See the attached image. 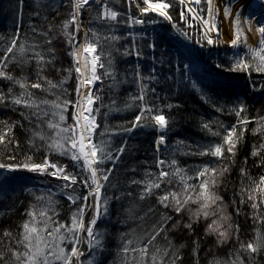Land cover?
I'll use <instances>...</instances> for the list:
<instances>
[{
	"label": "snow or ice",
	"instance_id": "snow-or-ice-1",
	"mask_svg": "<svg viewBox=\"0 0 264 264\" xmlns=\"http://www.w3.org/2000/svg\"><path fill=\"white\" fill-rule=\"evenodd\" d=\"M20 3L23 0H19ZM70 7L68 19L62 22L61 34L66 39L70 51L68 55L72 58L71 67L64 69L67 73L61 80L54 82L48 79L43 73L47 66L52 65L56 59L55 48L48 47L47 53L38 51L40 44L34 43L29 47L25 46L20 40L19 26L13 36L5 40L0 36V79H5L18 85L21 91L14 94L13 89L9 88L8 93L0 92V105L5 107L19 106L31 110V117L34 118L31 135L28 143L31 148L37 150L43 149L46 153L42 163H35L31 156H26L20 163H0V192L3 191L5 184L11 179V173L26 170L30 173H38L54 177L63 181L58 185L60 191L71 205L75 206L69 217L70 223L58 221L56 216L53 192L51 189L46 194L36 196V204L27 210V220L21 225L19 239L14 241L15 247H9L10 260H5L4 252H0V261L4 264H96V255L102 253L105 244V232L98 228V223L105 218L110 217V202L115 199H122V196L110 197L106 195V190L110 186V176L113 167H105L111 162L115 165L124 152L127 150V144L122 143L119 148H114L112 138L116 135L132 133L137 128L150 127L157 133L154 141L155 151L161 152L162 146L167 145V133L171 126V121L163 110L149 101V93L155 94V87L149 88V83L157 80L156 69L149 70V75L142 73L141 66L137 63L132 68L133 82L137 84L138 94H132L128 97L121 108L115 97L112 98L110 105H103L98 83L110 80L109 90H114L123 83L125 78H120L117 61L114 53H119L127 58L135 56L137 60L144 58L142 48L137 44L135 38H132L130 45L123 46V51L116 48L115 45L124 37L115 34L112 31L114 24L123 23L128 28L143 26L148 23L155 24L156 19L146 20L144 17L149 13H154L156 17L162 18L172 24V28L184 39L192 40V36L173 22L170 9L180 8V19L188 24V14H191L193 20L201 24V36L195 43L203 47H219L223 42L219 41L222 30L219 27L220 6L215 0H125L129 5H135L139 11L138 16L127 15L126 20L119 19L124 14L114 10L108 0H65ZM96 4L99 10L95 11L94 21H99L102 25H108L110 34H104L94 28H85L80 17L86 9L92 10L91 5ZM206 4V8L203 5ZM143 5V6H141ZM232 0L223 5L224 22L231 21L232 39L227 42L228 48L233 50L231 56L232 66L225 68L221 63H216L217 69H224L230 72L243 71L251 74L252 71L264 73V21L255 19L251 16L243 17L242 12L237 10L236 15L232 16ZM255 24V32L258 36V46H252L248 43V37L245 34L244 27L248 26L251 32L252 25ZM192 27L191 24H188ZM70 29H74L70 31ZM32 32L46 37L44 43L51 45L55 39L51 36L52 26H49L47 33L38 32L35 26H32ZM83 32V39L80 40L79 34ZM209 33H215L217 39L214 40ZM243 38V39H242ZM206 41V44L202 43ZM149 49H155V41L148 42ZM243 49V51H237ZM31 52V55L28 53ZM11 54V55H9ZM35 61L36 80L32 82L27 77L16 78L7 71L10 64L17 67ZM192 65L188 62L183 63L182 77L190 83L191 87L200 92L201 99L205 103L212 105L216 112L227 111L234 114L237 118L236 123L227 127L219 121L205 122L202 128L207 129L213 137H219V143H209L205 146L197 145L195 150L186 152V155L210 156L215 158L220 167H212L211 162L199 166L195 170V177L188 175V170L178 166L175 159L167 160L159 155L155 160V167L159 169L158 173L150 169L145 171L144 178L141 180L132 179L133 185L139 186L138 199L143 201L151 196H156V203L162 209L160 218L153 225L152 231L147 233L146 243L136 247L133 240L126 239L125 234H121L123 241L120 252L123 254L120 264H180L181 256L179 251H173L170 262L165 259L169 254V248L172 247L171 241L166 248L157 247L155 252L150 254V246L154 245L157 237L167 231L166 225L172 221L173 217L168 214L171 210L176 215L189 212L190 223L184 224V227L191 230L192 223L203 217L207 220L209 217H215L208 224L206 233L216 234L218 243H225L229 239L233 229L231 215L226 211L224 198L217 191L221 178L230 171L228 164L223 161L230 159L235 155L237 143L243 138L247 125L253 121L257 128L253 132L264 131V116L249 118L247 115V106L243 101L237 99L228 107L218 106L205 93L203 87L198 81L190 79L189 72ZM57 71H60L57 69ZM75 73L76 100L67 98L68 90L64 87L68 79ZM147 81V83H146ZM253 91H259L255 84L251 85ZM32 90H39L44 95H37ZM52 97V98H49ZM69 107L73 108L72 124L66 122V113ZM101 107H108L109 112L127 111L137 109V114L131 122L109 127L105 125L104 130L97 133L100 124L97 122V115ZM170 108L171 105H168ZM105 116L108 113H104ZM25 119H29L25 116ZM5 126L0 130V146L5 148L10 145H17L13 136L15 123L0 121ZM217 125V130H212V124ZM239 129V132L237 131ZM184 145L183 141H178L176 150ZM261 150H264V144L259 148L254 147L253 156H259ZM47 153H56L72 162L75 171H67V165L59 162H52ZM15 160V156L7 157ZM261 166H264V157L261 159ZM135 171V169H133ZM241 177L248 181L241 187L240 203L250 202L253 210L252 219L254 223L264 225V175L258 180L252 178L247 169L241 168ZM195 179L197 183H191ZM169 185L166 190L162 185ZM83 189V193L79 189ZM163 191V194H157V190ZM70 190V191H67ZM129 197L133 196L128 192ZM195 204L197 208L192 210L189 206ZM130 211V210H127ZM152 208L148 209L151 213ZM91 212L90 219L85 221L86 215ZM237 215L239 209L237 208ZM143 220L144 217H137ZM177 220L172 225L173 229L180 225ZM227 225V227H225ZM235 231L239 232L238 225ZM255 237L247 243H240L236 254L227 261H214L213 264H245L244 256L251 261L253 254L264 250V232L260 228L255 229ZM5 236L11 237L10 232H5ZM238 239V236H237ZM82 245H86L83 248ZM70 246V249H69ZM22 249V250H21ZM163 255H159L160 253ZM129 253H136L134 260L129 258ZM150 256V262L146 258ZM82 257L84 259H82Z\"/></svg>",
	"mask_w": 264,
	"mask_h": 264
},
{
	"label": "trees",
	"instance_id": "trees-1",
	"mask_svg": "<svg viewBox=\"0 0 264 264\" xmlns=\"http://www.w3.org/2000/svg\"><path fill=\"white\" fill-rule=\"evenodd\" d=\"M108 2L113 9L124 14L119 19L126 20L129 13L134 16L139 15L136 6L127 4L125 0H108ZM98 10L99 7H96L88 15V10H84L80 17L81 21L83 23L86 22L85 28H94L104 34H110L108 25H102L99 21L93 20L95 11ZM69 11L70 7L67 6L65 0H23L22 3L19 0H0V36L5 37V40H7L14 35L19 26L20 40L25 43L26 47L34 43L40 44L41 47L37 50L45 52L46 55H48V47L55 48L56 59L52 65L45 68L43 74L48 79L57 82L67 75L63 70L72 65V58L68 55L71 49L61 34L62 22L68 19ZM170 13L177 27L191 34L192 40L185 39L188 44L199 52L211 49L210 47L201 48L195 43V36H193L192 32H189L187 27H184V23L180 19L179 6L170 9ZM144 19H156L158 22L145 24L148 28L142 32L143 35L140 37H135L136 34L141 32L140 26L128 28L123 23L112 26V31L115 34L124 37L115 47L123 51V46L130 45L134 37L143 50L144 58L137 60L135 56L125 58L119 53H114L119 76L120 78L126 77L125 83L114 90H109L110 80L96 85V88L100 90L99 95L103 105H110L112 98L115 97L118 105L123 108L130 95L138 94L137 84L133 82L132 68L137 62H140L142 73L145 76L149 75L150 69L155 68L157 80L149 83V88L155 87L156 92L154 95L149 93V101L159 106L163 110V114L171 121V126L167 133V145L161 148L160 153L155 151L154 146L157 132L150 127L137 128L132 133L116 135L112 138L114 148H119L122 143L127 144V150L115 165H112L111 162L105 165L106 168L113 167L114 169L110 176V186L105 194L110 197L122 196L121 200L113 199L110 202V217L107 218L109 220L107 224L110 226V231H108L110 238L108 245L106 244L103 250L107 255L114 254V251L111 250H116V259L123 256L120 252V247L123 243L121 239L122 233L126 235V239L133 240L134 243L131 247H136L138 244L142 245L146 243V234L152 231L153 225L159 220L160 213L166 211L157 205L156 196H151L143 201L139 200L137 198L139 186L131 184L130 181L132 179H143L145 171L149 169L158 173L159 169L155 167V160L158 155L167 160L175 159L178 166L188 170V175L193 177H195V170L205 163L211 162L212 167H220L221 165L213 157L186 155L185 153L195 150L197 145L205 146L209 143L220 142L219 137L211 136L207 129L202 128L203 123L219 121L227 127L236 123L237 118L234 114H230L227 111L216 112L211 104L205 103L201 99L200 92L194 90L190 83L183 79L184 62H190L192 65V69L189 72L190 79L198 81L205 93L218 106L228 107L239 99L247 106V115L250 119L264 116V104L258 103V97L263 96L264 92L260 89V92L258 91L256 93L257 96H254L253 99V95L250 93L252 87L243 71L230 72L224 69L208 67L203 63H201V68H198L192 64L197 62L191 60L190 54L181 48V42L174 34L168 21L156 17L154 13H149ZM32 26H35L38 32L44 33H47L49 26H52L51 36L55 37L52 44L47 45L44 43L46 37L34 34ZM73 30L70 29V31ZM194 34L196 35V33ZM78 38H81V33ZM153 40L156 44L154 50L145 46ZM202 43L206 44L205 41H202ZM0 44H4V41H0ZM28 55H31V52ZM227 55V49L221 48L216 52L212 50L210 59L214 60V64L218 62L228 68L224 63V58ZM0 56H3L2 51H0ZM231 66L232 60L229 68ZM57 69L60 71H57ZM7 71L16 78L27 77L32 82L36 80L35 61L23 65L22 68L17 67L15 64H10ZM75 86L76 78L75 73H73L72 77L64 85L68 90L67 98L72 101L76 100ZM9 88L13 89L14 94H19L21 91L18 85L8 80L0 79V92L7 94ZM32 91L36 92L37 95H44L39 90ZM168 105H171V107L169 108ZM73 111L74 109L69 107L66 113V122L68 124H72ZM137 111V109H130L127 111L109 112L108 107H101V111L97 115V122L100 124L97 133L103 131L105 125L115 127L125 122H131ZM106 112L108 113L107 116L104 115ZM25 116H28L29 119H25ZM0 121L16 124L13 128V136L15 141L18 142V146L10 145L7 148L0 146V163H20L25 160L26 156H31L35 163L43 162L46 155L45 151L31 148L28 143L31 129L34 126L31 110L19 106L5 107L0 105ZM4 126L3 123H0V130ZM256 128L257 124L255 121L249 123L243 138L236 145L234 157L223 161L224 164L229 165L230 171L221 178L217 190L224 198L227 213L232 217L233 229L227 242L218 243L217 235L206 233L207 225L200 220L192 223L191 230L185 228L184 224L191 222L189 217L182 218L180 225L173 229L172 225L176 223L178 218L176 220V214L167 210L173 219L166 225L167 231L161 233L154 245L150 246L151 252H155L157 247L161 249L168 247L169 241H171L172 247L169 248V254L165 257L169 262L173 251L178 250L181 256L180 264H213L214 261L224 262L233 257L241 242L247 243L255 237L256 228H260L264 232V225L254 223L252 219L253 210L250 202L240 203L241 187L248 183L241 177V168L247 169L249 175L257 180L261 175H264V166H261L264 150H261L259 156L251 154L254 147L259 148L261 144H264V131H257L254 134L253 129ZM212 130H217L215 123L212 124ZM237 131L239 132V129ZM178 141H183L184 145L179 150H176L175 146ZM47 155L52 162L67 165V170L70 172L75 171L74 168H70L71 162L69 159H64V157L55 153H47ZM9 156H15V160L8 159L7 157ZM190 182L197 183L195 179ZM161 187L166 190L171 186L165 184ZM128 192H132L133 196L129 197L127 195ZM162 193L163 191L157 190V194ZM31 194V192L23 194L21 191L7 194L0 199V252L5 253L4 259L6 261L10 260V253L7 249L15 247L14 241L19 239L20 225L27 217V210L37 202L36 196L34 197ZM55 197L57 198L56 207L58 208V213L60 211L68 212L69 209L74 208L73 205H68L60 194L59 196L55 195ZM149 208H152L153 211L145 215L148 213ZM237 208L239 209V215L236 214ZM137 217H144V219L140 220ZM237 225L239 227L238 233L235 231ZM5 232H10L12 234L11 237L5 236ZM253 256L254 258L249 261L245 255L243 257L245 264H260L263 256L262 250L257 254H253ZM99 258L101 259L98 260H103V262L112 261L111 264H114L113 261L116 260L113 259L114 257L112 259L108 257ZM103 262L99 264H109L108 262ZM116 262L120 264L121 260H116ZM0 264H4V262L0 261Z\"/></svg>",
	"mask_w": 264,
	"mask_h": 264
},
{
	"label": "rangeland",
	"instance_id": "rangeland-1",
	"mask_svg": "<svg viewBox=\"0 0 264 264\" xmlns=\"http://www.w3.org/2000/svg\"><path fill=\"white\" fill-rule=\"evenodd\" d=\"M234 1H236V0H232V3H234ZM229 2V0H220V5H221V7H222V9H223V5L225 4V3H228ZM141 6H143V5H141ZM96 7H99L98 5H96V4H94V5H91V8H96ZM204 8H206L207 6H206V4L203 6ZM264 8V0H252V2H251V5L248 7V9H247V12H246V16H252V14L254 13V12H257V11H259V10H261V9H263ZM92 9V10H93ZM88 10V9H87ZM90 11L91 10H88V12L90 13ZM88 12H87V15H88ZM138 13H139V11H138ZM86 15V16H87ZM189 16H188V24H191L192 25V27H189L188 26V24H186L183 20V23H184V27L186 28H188L189 29V32H192V34H193V36H195V38L194 39H198L200 36H201V31H202V28H201V24H200V22L199 21H196V20H193L192 18H191V14H188ZM235 16V15H234ZM245 16V17H246ZM190 17V18H189ZM81 19V18H80ZM190 19H191V21H190ZM219 21H220V23H219V27H220V29L222 30V26H223V21H222V17H221V15H219ZM86 21V20H85ZM169 25L172 27V24L171 23H169ZM244 26H246V25H242V27H244ZM146 28H148L147 26H145V25H143V26H140V30H141V32H139L138 34H136V36L135 37H140L141 35H143L142 34V32H144L145 30H146ZM246 28L248 29V26H246ZM173 29V28H172ZM173 31H174V34L179 38V40H180V42H181V48L182 49H184L187 53H189L190 54V56H191V60H197V61H200L199 63H196L197 64V67L198 68H201V63H203V64H205V65H207L208 67H212V68H216L215 67V64H214V60L212 61V59H210V52H212V50L214 51V52H216V51H219L221 48L222 49H227V51H228V55L224 58V63H225V65H227V67L229 68V66H230V61H231V56H232V54H233V50L232 49H230V48H228V46H227V40H225L224 38H223V31H222V34H221V36L219 37V41H222L223 43L219 46V47H216V46H210V48L211 49H208V51H204V52H202V51H197V49L196 48H194V47H192L190 44H188V42L183 38V37H181V36H179L178 34H177V32L173 29ZM194 33H196V35L194 34ZM245 34H246V32H245ZM82 35H84L83 34V32H81V39L83 38V36ZM191 35V34H190ZM209 35H211L212 37H213V39L214 40H216L217 39V37H216V35H215V33H209ZM243 39V38H242ZM206 42V41H205ZM248 43H249V41H248ZM256 46H258V44L256 45ZM237 51H243V49H238ZM138 63V62H137ZM188 63H190V62H188ZM192 63V62H191ZM139 64H140V62H139ZM192 64H194V63H192ZM245 73V76L247 75V81H248V83L250 84V85H252L253 83L255 84V86H256V88L257 89H262V85H263V83H264V73H257V72H255V71H252L251 72V74L249 75V73H246V72H244ZM262 91V90H261ZM258 91H253L252 89H251V94L253 95L252 97H253V99H254V96H257V93ZM259 92H260V90H259ZM262 93V92H261ZM263 95V94H262ZM258 99H259V102L258 103H260V104H264V95L263 96H260V97H258ZM72 123H73V121H72ZM158 135V134H157ZM157 135L155 136V139H154V141L156 140V137H157ZM155 146V145H154ZM162 147H164V146H162ZM56 154V153H55ZM58 155V154H57ZM64 159H65V157H64ZM71 162V161H70ZM71 169H73V167H72V162H71V167H70ZM68 171V170H67ZM70 172V171H69ZM11 176L13 177L12 179H11V181L8 183V184H5L4 185V187H3V191L2 192H0V199H2V197H5L7 194H10V193H18V192H21L22 191V193L24 194V193H32L31 195H34V197L35 196H39V195H42V194H46L47 192H48V190L49 189H51L52 190V192H53V199L56 201V197H55V195H58L59 196V194L61 195V197H63L64 199H65V201L68 203V205H71L70 204V202L65 198V196H64V194L60 191V189L58 188V185H60V184H62L63 183V181H61V180H57L56 178H54V177H50V176H47V175H40V174H38V173H30V172H28V171H26V170H20V171H16V172H13V173H11ZM67 191H70V190H67ZM79 191L81 192V193H83V189L81 188V189H79ZM216 191L219 193V191L217 190V188H216ZM163 194V193H162ZM161 194V195H162ZM58 201V200H57ZM37 203V202H36ZM35 203V204H36ZM34 205V204H33ZM75 207V206H74ZM192 210H195L196 208H197V205H195V204H192V205H190L189 206ZM55 209H56V212L58 213V208L56 207V205H55ZM73 209H69V211L68 212H62V211H60L59 213H58V215L56 216V219L58 220V221H62V222H65V223H70V219H69V217H70V215H71V211H72ZM170 212H172L171 210H170ZM172 213H174V212H172ZM175 214V213H174ZM190 216V213L189 212H184V213H182L181 215H176L175 217H176V220H177V218H178V220H182V218H184V217H189ZM90 217H91V212H89L87 215H86V217H85V221L87 222V220L88 219H90ZM215 217H209L207 220H205L203 217H201L199 220L201 221V222H204L207 226H208V224H210L211 222H212V219H214ZM25 220H27V217L24 219V221ZM23 221V222H24ZM108 221L109 220H107V218H105L103 221H101V222H99L98 223V228L100 229V230H102V231H104L105 232V240H104V244L106 245L107 243H108V240H109V238H110V235H109V232L108 231H110V226H109V224H107L108 223ZM23 222L21 223V225L23 224ZM104 223H106V224H104ZM21 225H20V229H21ZM127 235H129L128 233H127ZM117 240V239H116ZM120 240V239H119ZM118 241V240H117ZM108 245V244H107ZM82 247L83 248H86V245H82ZM107 247V246H106ZM69 249H70V246H69ZM22 250V249H21ZM111 251H114V254H105L106 252L104 251H102V253H99V254H97L96 255V257H95V259H96V264H99V263H101V262H103V260L102 261H99L101 258H99V257H102V259H103V257L105 258V257H108V258H110V259H112L113 257V259H116V255H115V251L116 250H111ZM152 252L150 251V254H151ZM262 254H263V256H262V261H261V263L260 264H264V250H262ZM107 255V256H106ZM129 255V258L130 259H132V260H134L135 258H136V256H137V254L136 253H129L128 254ZM159 255H163L162 253H160ZM107 258V259H108ZM121 258H122V256L121 257H119V259H116V260H121ZM82 259H84L83 257H82ZM99 259V260H98ZM106 259V260H107ZM147 260H149V262H150V256L148 257V258H146ZM106 260H104V261H106ZM116 260L115 261H113L114 262V264H118L117 262H116ZM106 262H108V261H106ZM106 262H103V263H106ZM111 262L112 261H110V262H108L109 264H111Z\"/></svg>",
	"mask_w": 264,
	"mask_h": 264
},
{
	"label": "bare ground",
	"instance_id": "bare-ground-1",
	"mask_svg": "<svg viewBox=\"0 0 264 264\" xmlns=\"http://www.w3.org/2000/svg\"><path fill=\"white\" fill-rule=\"evenodd\" d=\"M215 2L218 6H220V15H221L222 21H223V26H222L223 38L227 41H230L232 39L231 21L224 22L223 9L220 5V0H215ZM251 2H252V0H236V1H234V3H233L234 6L232 7V16L234 17V15H236L237 10H241V12H242L241 19L243 20V17L246 16V12H247L248 7L251 5ZM92 5H94V4H92ZM91 9H93V8H91ZM88 14H89V12H88ZM251 17H254L255 19L264 21V8L257 11V12H254ZM83 24L86 27V22ZM244 30H245L246 35L248 37L249 44L252 46H256L258 44V36L255 32V24L252 25L251 32L248 31L246 26H244ZM79 39L82 40L83 38L82 39L79 38ZM262 91L264 92V83L262 85Z\"/></svg>",
	"mask_w": 264,
	"mask_h": 264
}]
</instances>
